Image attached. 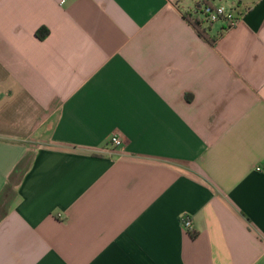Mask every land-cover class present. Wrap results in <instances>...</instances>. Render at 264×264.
<instances>
[{"label": "crops", "instance_id": "crops-1", "mask_svg": "<svg viewBox=\"0 0 264 264\" xmlns=\"http://www.w3.org/2000/svg\"><path fill=\"white\" fill-rule=\"evenodd\" d=\"M199 1L0 0V264H264V0Z\"/></svg>", "mask_w": 264, "mask_h": 264}, {"label": "built area", "instance_id": "built-area-1", "mask_svg": "<svg viewBox=\"0 0 264 264\" xmlns=\"http://www.w3.org/2000/svg\"><path fill=\"white\" fill-rule=\"evenodd\" d=\"M62 1L64 2L65 0ZM196 13L202 21L209 24L219 21L223 24V26H225V28L236 26L242 19V13H240L237 8L234 7L227 9L222 5L217 6L214 5L212 0H200ZM109 142L112 147H118L122 145L123 138L120 133H113L110 136ZM180 222L186 231L193 230V222L187 215L182 216L180 218Z\"/></svg>", "mask_w": 264, "mask_h": 264}, {"label": "trees", "instance_id": "trees-1", "mask_svg": "<svg viewBox=\"0 0 264 264\" xmlns=\"http://www.w3.org/2000/svg\"><path fill=\"white\" fill-rule=\"evenodd\" d=\"M189 22L194 27L195 31L203 38L211 42L212 44L215 42L206 32L205 29L201 28L202 19L199 16H194L193 18H188Z\"/></svg>", "mask_w": 264, "mask_h": 264}, {"label": "rangeland", "instance_id": "rangeland-1", "mask_svg": "<svg viewBox=\"0 0 264 264\" xmlns=\"http://www.w3.org/2000/svg\"><path fill=\"white\" fill-rule=\"evenodd\" d=\"M238 1L239 0H213V3H214V5H217V6L222 5V6L226 7L227 9H230V8H234V7L238 8ZM201 25L207 27L209 25V23L202 21ZM212 25L214 27H216V26L219 27L220 22L219 21L214 22V23H212Z\"/></svg>", "mask_w": 264, "mask_h": 264}]
</instances>
